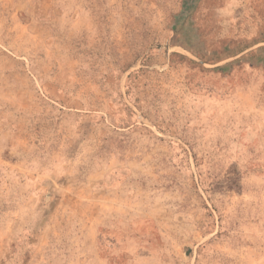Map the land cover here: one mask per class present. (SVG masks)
Here are the masks:
<instances>
[{
    "label": "rangeland",
    "instance_id": "374dc122",
    "mask_svg": "<svg viewBox=\"0 0 264 264\" xmlns=\"http://www.w3.org/2000/svg\"><path fill=\"white\" fill-rule=\"evenodd\" d=\"M0 264H264V0H0Z\"/></svg>",
    "mask_w": 264,
    "mask_h": 264
}]
</instances>
